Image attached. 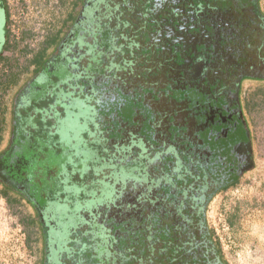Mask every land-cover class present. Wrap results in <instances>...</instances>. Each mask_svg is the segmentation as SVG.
<instances>
[{"label":"flooded vegetation","instance_id":"obj_1","mask_svg":"<svg viewBox=\"0 0 264 264\" xmlns=\"http://www.w3.org/2000/svg\"><path fill=\"white\" fill-rule=\"evenodd\" d=\"M260 1L73 0L57 44L0 83V136L13 127L0 137V191L33 208L40 264H117L113 251L169 233L209 246L211 204L256 166L252 137L236 133L250 97L264 101L252 85L264 84ZM9 26L0 0V66ZM49 139L62 154L47 175L61 197L47 202L33 165Z\"/></svg>","mask_w":264,"mask_h":264},{"label":"rangeland","instance_id":"obj_2","mask_svg":"<svg viewBox=\"0 0 264 264\" xmlns=\"http://www.w3.org/2000/svg\"><path fill=\"white\" fill-rule=\"evenodd\" d=\"M260 2L264 7V0ZM72 3L73 0H9L11 47L6 54L9 58L0 66V83L10 72L31 68L29 63L41 51L47 39L48 43L58 42L71 23L68 13L72 11ZM252 85L254 89H264L263 83L253 82ZM2 91V104L9 109L15 103L10 97L12 92L4 88ZM253 95L246 110L248 118L243 113V125L236 135L240 138L252 137L255 170L246 176L240 187L228 191L225 197L216 198L207 213L208 223L220 242L228 264H264V101L261 95ZM7 115L8 112L7 119L12 118V114ZM12 131L9 121L2 129L1 139L3 137L7 143ZM41 136L44 137L43 133ZM38 137L37 131L31 136L33 146ZM50 142L51 139L49 143H42L46 151L36 149L33 165L37 172L35 193L42 194L47 202L61 197L60 193L54 196V181L47 176H53L60 169L56 157L59 149L52 143L53 140ZM61 155L60 152L57 156ZM73 183H76L74 178L67 176L66 185ZM8 198L9 201L0 191V264H40L42 242L34 210L16 195ZM65 206L68 211V205ZM230 222L232 225H229Z\"/></svg>","mask_w":264,"mask_h":264},{"label":"trees","instance_id":"obj_3","mask_svg":"<svg viewBox=\"0 0 264 264\" xmlns=\"http://www.w3.org/2000/svg\"><path fill=\"white\" fill-rule=\"evenodd\" d=\"M47 43V44H46ZM44 47L41 49V53L34 59L33 63L38 64L39 57L43 56L44 51L48 47L46 41ZM56 41H51V46L56 45ZM9 201V198L7 197ZM232 225V222L229 223ZM158 235V234H157ZM164 237V244H157V236L154 235L153 239H150L147 243L133 241L127 250V253L123 257H120L118 252L113 251L116 257L112 259L117 264H228L223 258L221 245L218 239L215 237L214 232H209V246L204 244L199 248L189 249L184 244L181 246L177 244L179 239L168 235L161 234ZM170 236V237H167ZM160 240V239H159ZM207 251L211 254L212 258H207Z\"/></svg>","mask_w":264,"mask_h":264},{"label":"crops","instance_id":"obj_4","mask_svg":"<svg viewBox=\"0 0 264 264\" xmlns=\"http://www.w3.org/2000/svg\"><path fill=\"white\" fill-rule=\"evenodd\" d=\"M11 108V106L9 107V109ZM3 111H4V113H5V106H3Z\"/></svg>","mask_w":264,"mask_h":264}]
</instances>
